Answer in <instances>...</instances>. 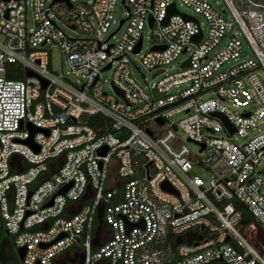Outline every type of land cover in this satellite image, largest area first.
<instances>
[{
    "label": "built area",
    "instance_id": "obj_1",
    "mask_svg": "<svg viewBox=\"0 0 264 264\" xmlns=\"http://www.w3.org/2000/svg\"><path fill=\"white\" fill-rule=\"evenodd\" d=\"M178 2L204 30L174 0H0V218L15 254L24 248L19 264H264V0ZM172 3L190 18L162 23ZM144 26L139 62L154 75L189 52L146 89L128 65ZM46 44L78 84L50 71ZM9 64L19 78L5 76ZM111 67L121 96L101 88ZM178 112L195 154L168 120Z\"/></svg>",
    "mask_w": 264,
    "mask_h": 264
},
{
    "label": "rangeland",
    "instance_id": "obj_2",
    "mask_svg": "<svg viewBox=\"0 0 264 264\" xmlns=\"http://www.w3.org/2000/svg\"><path fill=\"white\" fill-rule=\"evenodd\" d=\"M206 1L216 9H219V7H222L220 0H206ZM174 2H175V7L178 11L196 17L200 22V26L204 30L205 23H204V20L202 19V17H200L198 14L193 13L190 9H188L184 5L180 4L178 2V0H174ZM224 14H227V13L224 12ZM122 16H124L123 10L120 7V5L117 4L116 8H115V18L118 19L119 17H122ZM25 19H26L27 26L29 27L31 24V11H30V8L28 6L26 7V11H25ZM56 23L68 36L76 37L79 35L74 29H71V28L63 25L60 22L56 21ZM114 26H115V24H114ZM122 30L123 29H120V31L117 32L112 38L108 39L107 43L115 42V40L120 36ZM233 30L237 31V29H233ZM225 34H227V33H225ZM238 38L241 40L242 46L245 47V43H244L242 36L238 35ZM151 42H152V38L150 36V31H149L147 26H144L142 29V48H141L140 53H138L136 55H128L129 74L144 89H146L147 87H150V85H152L157 79L161 78L162 76L167 75V74H172V73H175V72H178L179 70H181V68H182V67H180L181 62L184 61L187 58V56L189 55L188 51L179 54L173 61L169 62L168 64H166L162 67L163 68L162 73H160L159 75L153 76L154 71L147 70L139 62V54H141L150 45ZM45 48H47L49 51L50 71L53 72L55 75L61 74L65 77H67L71 82L78 84L79 80H81V77L80 76H74L68 72L69 69H68V67L64 61L63 54L60 52L58 47L51 45V44H46ZM14 66L16 67L17 72L19 74H21L22 72L20 70V66L17 64H14ZM112 71H113V67H111L110 69L103 70L100 73V80H101L102 90L104 92H106L108 95L115 96V93H114V91L110 85ZM259 79L264 86V75L261 74L259 76ZM237 110L238 109H233L234 112ZM182 117H184L183 112L173 113L169 117L168 120H169V122L173 123L174 126L176 127V129H177L176 135L181 139L182 142L186 143L184 134L182 133V131L177 126V122ZM186 145L189 148V150L191 151V153H193V154L197 153V146L194 143L188 142V143H186ZM260 169L264 170V163L260 166ZM193 170L202 179L206 180L209 178V173L206 170H204L201 165L194 164ZM263 181H264V177H263ZM8 239H10V236H8L5 233V231L2 227V220L0 218V242H2L3 248L6 247L5 241H7Z\"/></svg>",
    "mask_w": 264,
    "mask_h": 264
},
{
    "label": "water",
    "instance_id": "obj_3",
    "mask_svg": "<svg viewBox=\"0 0 264 264\" xmlns=\"http://www.w3.org/2000/svg\"><path fill=\"white\" fill-rule=\"evenodd\" d=\"M175 13H179L176 9H175V7H174V4L172 3V4H170L168 7H167V9H166V15H165V17H164V19L162 20V23H165L166 21H167V18L170 16V15H172V14H175ZM184 19H187V18H190L189 16H187V15H185V14H183V13H179ZM148 21H149V24L151 23V18L150 17H148ZM121 22H122V20H120V22H119V24H121ZM199 37H200V33L198 32L197 34H195L193 37H192V41L193 42H197L198 41V39H199ZM139 44H140V40H138V42H137V44H136V47L133 49V52H136L138 49H139ZM188 64V59H186L185 61H183L182 63H181V65H187ZM107 67H109V64H107L104 68H107ZM26 75H32V73L31 72H29V71H27L26 72ZM154 75V74H153ZM45 85V83H42V87ZM113 87V89L121 96V93L120 92H118L117 90H116V88L114 87V86H112ZM151 93L153 94V95H155V92H154V90L152 89L151 90ZM217 116H219L220 118H222L223 120H224V118H223V116L222 115H217ZM157 120V119H156ZM159 123H161V121H159V120H157ZM28 128H29V130H30V133H33L34 131H37L38 130V128H36V127H34V126H31V125H28ZM232 132V130H230V133ZM104 151V149H102L101 150V152H103ZM69 185H66L65 187H63V188H61L59 191H58V193H63L64 192V190L66 189V187H68ZM47 204H50V200H49V202L47 203ZM100 222H101V211H100V208L98 209V213H97V225H96V229H95V234H97V232H98V229H99V227H100ZM225 239L227 240L228 239V237L226 236L225 237ZM179 241V239H177L176 240V242H178ZM93 245H97V243H96V241L94 240L93 241ZM42 246H44V245H42ZM23 253H24V248L23 247H20V248H17V250H16V256H17V258H22V255H23ZM81 260H82V257H80V260L78 261V264H81ZM59 264H65L63 261H59Z\"/></svg>",
    "mask_w": 264,
    "mask_h": 264
},
{
    "label": "trees",
    "instance_id": "obj_4",
    "mask_svg": "<svg viewBox=\"0 0 264 264\" xmlns=\"http://www.w3.org/2000/svg\"><path fill=\"white\" fill-rule=\"evenodd\" d=\"M5 76L7 78H19L20 74L17 72L16 67L13 64H9L6 66ZM233 204H234V208L240 213V223L244 224L248 220H250L248 211L242 204L236 201H233ZM100 227H105L106 229V226L102 223V221L100 222ZM181 241H183V239H181ZM5 242H6L5 248L2 247V242H0V264H19V260L12 247L11 238ZM174 247L175 246L171 244V248Z\"/></svg>",
    "mask_w": 264,
    "mask_h": 264
},
{
    "label": "flooded vegetation",
    "instance_id": "obj_5",
    "mask_svg": "<svg viewBox=\"0 0 264 264\" xmlns=\"http://www.w3.org/2000/svg\"><path fill=\"white\" fill-rule=\"evenodd\" d=\"M79 260H80V259H79ZM79 260H78V261H79ZM72 261H75V260H72Z\"/></svg>",
    "mask_w": 264,
    "mask_h": 264
}]
</instances>
